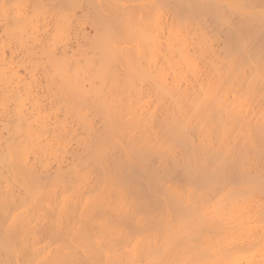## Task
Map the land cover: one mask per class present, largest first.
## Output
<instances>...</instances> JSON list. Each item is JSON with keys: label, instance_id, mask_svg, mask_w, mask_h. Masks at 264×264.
Returning <instances> with one entry per match:
<instances>
[{"label": "bare ground", "instance_id": "bare-ground-1", "mask_svg": "<svg viewBox=\"0 0 264 264\" xmlns=\"http://www.w3.org/2000/svg\"><path fill=\"white\" fill-rule=\"evenodd\" d=\"M27 1L0 0V264H264V0Z\"/></svg>", "mask_w": 264, "mask_h": 264}, {"label": "rangeland", "instance_id": "rangeland-1", "mask_svg": "<svg viewBox=\"0 0 264 264\" xmlns=\"http://www.w3.org/2000/svg\"><path fill=\"white\" fill-rule=\"evenodd\" d=\"M7 1H8V0H7ZM9 1H10V0H9ZM12 1H13V0H12ZM16 1H19V0H16ZM28 1H31V0H28ZM28 1H27V3H28ZM32 3H33V1H32ZM29 4H30V6L32 5L31 2H29L27 5H29ZM25 5H26V3H24V6H25ZM0 6H1V5H0ZM24 6H22V7L25 8L26 6H25V7H24ZM22 7L20 6V11L23 10ZM27 7H29V6H27ZM27 7H26V10L30 9V7H29V8H27ZM10 8H11V7H10ZM0 9H1V11L4 10V9L1 8V7H0ZM12 9H13V7H12ZM12 9H8V10H6V11H9V12H6V11H5V14H6V15H7V13H9L7 16L4 14L3 11L0 12V15H2V13H3V14H4L6 17H8L10 20H11V19L14 20L15 16H14V18H10V13H11L10 11H12ZM14 9H15V12L12 13L11 16H13V14L15 15V14L18 12V10H17L16 8H14ZM31 9H32V6H31ZM31 9H30L29 11H26V12H27V13L31 12ZM16 10H17V12H16ZM78 11H79L80 13H79ZM12 12H13V11H12ZM26 12H25V10H23L22 13H25V14H26ZM77 12L79 13V15H82L81 9H78ZM4 15H3V16H4ZM26 15H29V14H26ZM5 16H4V17H5ZM4 17H3V19H4ZM0 18L2 19V17H0ZM8 18L4 19V21L6 22V20H7V21L10 22V20H9ZM1 19H0V22H1V23H3L4 25H6V24L8 25V22L4 23L3 19H2V20H1ZM2 21H3V22H2ZM11 22H12V20H11ZM1 23H0V24H1ZM3 24H2V26L0 25V26H1V27H0V28H1V29H0L1 32H2V30L5 31V30H4L5 26H4ZM3 26H4V28L2 29ZM84 26H85V28L88 27L87 30L85 29L86 31H88L87 33H89V32L93 33V29L89 27V26H91V25L88 26V24H85ZM39 28H40V27H39ZM39 28H38V29H39ZM41 29H42V28H41ZM42 31H44V29H43ZM42 31L40 32V29H39V31L36 33L37 36L35 35L34 37H35V38H36V37H40V35L42 34ZM4 33H5V32H4ZM4 33H2L1 35H3ZM39 33H40V34H39ZM38 34H39V35H38ZM89 34H90V33H89ZM24 35H25V33H24ZM42 35L45 36V34H42ZM42 35H41V36H42ZM26 36H27V38H29V39H27L25 36H24V37L21 36V37H20V40H18V38H16V37H15V38H16L18 41H21L23 38H24V39H27V41H28V40L31 39V37H33V36H31V34L28 35V33L26 34ZM28 36H29V37H28ZM43 36H42V37H43ZM34 37H33V38H34ZM42 37H41V38H42ZM0 38L4 39L3 37H0ZM5 38H6V37H5ZM16 39H15V40L13 39V40L16 41ZM43 39H46V38L43 37ZM18 41L15 42V43H11L10 41H9V42L7 41L8 43L12 44V46L10 45L9 48H12L13 52H14V50H15V48H16V51H15V52L19 53L20 47L25 48V46H26L25 43H24L23 41H22V42H18ZM0 42H1V41H0ZM16 43H18V44H19V43H24V44H23V46H22V44H21V46L18 45V46H20V47H19V50H18V46L16 45ZM29 44H31V42H30ZM6 45H7V44H6ZM8 45H9V44H8ZM8 45H7V47H8ZM24 45H25V46H24ZM15 46H16V47H15ZM1 47H2V46H1ZM1 47H0V48H1ZM13 47H14V49H13ZM9 48L7 49L6 46H5L3 50H4V51L7 50L8 52H10V51H9ZM68 48H69V47H68ZM1 49H2V48H1ZM1 49H0V50H1ZM25 49H26V48H25ZM3 50H2V52H3ZM7 51H5V53H6L7 55H9V54L7 53ZM21 51L23 52V49H21L20 52H21ZM2 52H1V53H2ZM15 52H14V54H15ZM5 53H4V54H5ZM17 53H16V54H17ZM13 102H14V103H13ZM15 103H16L15 100H12V103H10V105L13 106ZM3 117H4V116H1L0 119H3ZM0 121H1V120H0ZM98 122H99V121H98ZM4 132H5V130H4Z\"/></svg>", "mask_w": 264, "mask_h": 264}]
</instances>
